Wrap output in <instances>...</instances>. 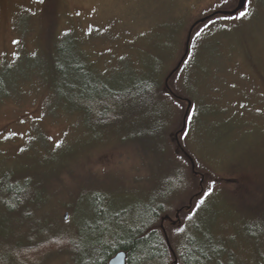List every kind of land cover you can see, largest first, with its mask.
Masks as SVG:
<instances>
[{"label": "rangeland", "instance_id": "obj_1", "mask_svg": "<svg viewBox=\"0 0 264 264\" xmlns=\"http://www.w3.org/2000/svg\"><path fill=\"white\" fill-rule=\"evenodd\" d=\"M236 5L237 0H0V192L16 186L36 194L45 188L33 220L16 228L0 222L1 245L12 243L13 251L16 241L25 246L19 237L33 236L32 221L38 225L40 219L83 242V231L104 225L110 214H133L149 204L162 177V191L165 181L181 182L176 191L182 194L170 196L169 210L176 213L192 198L195 203L191 213L181 212L184 221L190 218L184 230L169 222L173 248L200 239L194 226L202 229L207 216L219 264H264V0H247L235 17L217 16L198 26L188 57L169 82L193 104L179 141L204 176L202 188V178L187 173L184 163L189 164L169 139L182 129L186 102L167 97L154 115L99 128L71 105L70 86L50 81L58 48L67 40L94 82L129 88L155 78L164 86L192 25ZM245 11L248 17L236 19ZM123 113L116 109L108 123ZM47 246L21 263L76 264L63 245Z\"/></svg>", "mask_w": 264, "mask_h": 264}, {"label": "trees", "instance_id": "obj_2", "mask_svg": "<svg viewBox=\"0 0 264 264\" xmlns=\"http://www.w3.org/2000/svg\"><path fill=\"white\" fill-rule=\"evenodd\" d=\"M64 41L66 43L63 42L58 48V57L52 64L51 75L49 74L50 81L55 84L62 82L65 86H70V91L74 93L68 97L71 105L73 104L75 110L86 112L91 117V121H96L99 128L121 124L145 114L154 115L165 103V98L169 97L164 93L162 84L155 78L134 81L131 87L127 86L129 88L110 87L99 81L94 82L86 71L88 65L72 45L67 40ZM4 88L3 83H0V95L4 93ZM116 109H120L121 113L126 109L127 111L121 114L119 119L108 123L109 119L114 117ZM152 153L156 155L158 152ZM169 165H172L170 160ZM184 167L189 173L187 164L184 163ZM181 173H184V168ZM164 184L166 185L162 191L161 177L152 190L149 204L138 208L139 211L133 214L127 212L110 214L104 225L85 229L83 242L76 241L70 232L60 229L50 220L45 223L40 219L38 225L32 221L34 226L30 227V230L36 233L33 236L24 234L26 238L22 235L19 237V241L21 244H26L25 246L19 245L16 241L17 245L15 244L13 251L11 250L12 243L8 242V247L0 244V264H22V259L31 260L35 257L32 252L41 247L42 249L43 247L50 248L47 245L56 243L63 245V248L69 249L74 254L76 264H108V261L121 251L127 252L128 264H172L174 258L160 226L166 213L174 217V210H169L167 207L171 203L172 197L170 196L174 193L178 194L176 189L181 182L180 179H175V183L168 180ZM42 189L45 188L35 189L36 194L22 192L16 186L3 189L0 192V195H3L0 205L4 211L2 216L6 218L0 222L16 228L17 224L33 220L38 205L43 199ZM181 194L182 192L178 195ZM91 206L97 208L98 202L92 201ZM24 212L28 219L23 216ZM189 220L182 219V227L179 230H184ZM168 225L166 223L165 227H167L171 242L172 233L168 230ZM112 227H117V229L114 230ZM194 229L197 230L200 239L188 238L179 250L173 248L178 264H219L218 257L215 256L219 250H215L213 246L216 241L212 239L209 217L206 216L202 229L197 224ZM21 246L27 247V250ZM210 249L214 250L213 254H209Z\"/></svg>", "mask_w": 264, "mask_h": 264}, {"label": "water", "instance_id": "obj_3", "mask_svg": "<svg viewBox=\"0 0 264 264\" xmlns=\"http://www.w3.org/2000/svg\"><path fill=\"white\" fill-rule=\"evenodd\" d=\"M246 5H247V0H237V5L232 9V10H226V11H222V10H218V11H215L214 13L196 21L192 27L190 28L189 32H188V35H187V38H186V42H185V50H184V54L182 55L180 61L177 63L176 67L171 71V73L168 75V77L165 79V82H164V91L168 94H170L174 99L178 100V101H181V102H186L187 103V109L185 111V114H184V119H183V126H182V129L179 130L175 135H171V140L172 142L176 143V153L178 154H181L183 153L184 156L190 161L191 163V169H192V174L194 177L196 178H199L201 177L202 180L200 182V185H201V188L203 186V182H204V176L201 175L199 172H197L196 170V166H195V163L194 161L192 160V158L183 150L182 148V145L180 144V141H179V136L181 134L184 133L185 131V128H186V124H187V120H188V117H189V114H190V111H191V108H192V102L188 99H184L178 95H176L172 89L170 88V85H169V82L170 80L173 78V76H175L179 70L181 69L183 63L185 62L186 58L188 57L189 55V52H190V45H191V41H192V37H193V34L196 30V28L200 25H203L205 23H207L208 21L214 19L215 17L217 16H225V17H233V16H236L238 15L239 13H241L245 8H246ZM200 195H202V192L200 194H198L197 196L199 197ZM193 202H194V198H192L190 201H189V204L188 206L184 207V208H181L179 210L176 211L175 213V219H170V217L166 216L164 218H162L161 220V230L163 231L164 233V236H165V240L167 242V245L170 249V251L172 252V254L174 255V262L173 264H178V261H177V258H176V255L170 245V241H169V238H168V235L166 233V230H165V227H164V223L165 221H169L171 222V224L173 226H177V225H181V212L183 210H186L188 212H191L192 210V207H193ZM68 218V214L65 215V220ZM128 263V255L126 252H119L117 254H115L110 260H109V263L108 264H127Z\"/></svg>", "mask_w": 264, "mask_h": 264}, {"label": "snow or ice", "instance_id": "obj_4", "mask_svg": "<svg viewBox=\"0 0 264 264\" xmlns=\"http://www.w3.org/2000/svg\"><path fill=\"white\" fill-rule=\"evenodd\" d=\"M41 2H43V0H41ZM250 15V12L249 11H245V12H243L240 16H238V17H236V19H243V18H246V17H248ZM58 147H59V145H57ZM211 193H209V195H210ZM204 203V201L203 200H201L200 201V204H203Z\"/></svg>", "mask_w": 264, "mask_h": 264}, {"label": "bare ground", "instance_id": "obj_5", "mask_svg": "<svg viewBox=\"0 0 264 264\" xmlns=\"http://www.w3.org/2000/svg\"><path fill=\"white\" fill-rule=\"evenodd\" d=\"M127 253V252H126Z\"/></svg>", "mask_w": 264, "mask_h": 264}]
</instances>
